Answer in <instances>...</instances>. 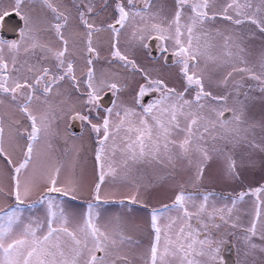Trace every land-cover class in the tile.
Returning a JSON list of instances; mask_svg holds the SVG:
<instances>
[{
  "label": "snow or ice",
  "instance_id": "obj_1",
  "mask_svg": "<svg viewBox=\"0 0 264 264\" xmlns=\"http://www.w3.org/2000/svg\"><path fill=\"white\" fill-rule=\"evenodd\" d=\"M11 2L24 28L0 40V264H219L225 237L264 264V183L205 187L264 156V0ZM152 42L174 73L138 62Z\"/></svg>",
  "mask_w": 264,
  "mask_h": 264
},
{
  "label": "rangeland",
  "instance_id": "obj_2",
  "mask_svg": "<svg viewBox=\"0 0 264 264\" xmlns=\"http://www.w3.org/2000/svg\"><path fill=\"white\" fill-rule=\"evenodd\" d=\"M8 4H12V3L8 2ZM111 12H112V9L109 8L107 11L104 12L103 17H107V16L111 15ZM19 39H20V37L18 39L12 40V41H17ZM12 41H9V42H12ZM257 43H259V42L257 41ZM136 59L138 60V62H140L144 65H150L153 67H161L162 66L161 71L165 75H167L169 73H174V71H175L174 62L167 64L164 62V60L162 58L153 59V57L151 56V54L149 52V49L148 50H138L137 54H136ZM97 67L99 69L101 67H107V65H105V64H103V62H101V64H98ZM112 70L113 71H120L119 68H113ZM125 75H128L130 77V74H128V73H125ZM139 79H140L139 76H137L135 78L130 77L129 82L133 88L135 87L136 81ZM103 95L104 94H102V96ZM122 99H125L126 101L130 102V96L128 94H125L122 97ZM151 100L152 99H150L147 103H149ZM260 107H261L260 102L257 101L256 107L254 109V112L257 115H259ZM68 125H69V121H67V123H62L61 129L62 130H65V129L69 130ZM69 134L72 138H75L78 143H82L85 146V152L82 154V160L87 159L89 162V168H90L92 157H91L90 152H89V144L92 143V141L90 140L89 134L87 133L86 129L82 126L81 131L78 132L77 134L71 133L70 130H69ZM251 159L255 161V166L243 169L241 181L235 182V183H225L219 179H216L212 183L206 182L205 187L210 189V190H214L217 193H224L225 195H227V193L231 190H239L244 184L250 183L249 185H251V184L255 185V184H258L259 182L264 183V175L263 176H253L254 174H261V173L264 174V156H262L259 153H255L251 156ZM217 167H218V165L216 163H213L212 168L210 169V174L214 175ZM244 174H246V176L249 177V179L251 180L250 182H246V181L244 182L242 180V177ZM231 184H234V186H231ZM85 195H86V193H85ZM162 201H167V196L165 194V190L163 188H158V189L153 190V192L151 193V202L154 204H159ZM83 204H84L83 200H77V201H71L70 202V205L72 207L77 208V209L83 207ZM103 207L106 208L109 213L120 210L118 205L110 204V205H106ZM132 207L135 209V215L138 218H143L145 216V214H146L145 209L140 208L138 205H134ZM243 207H245V208L250 207V203L244 204ZM226 240H227V237L224 238V243L226 242ZM224 243L220 247L219 264H224V260L221 256V251H222V247L224 246ZM236 243L238 245V248L235 251V262L232 264H243V259H244L243 253H242V250L240 249V246H239L237 241H236Z\"/></svg>",
  "mask_w": 264,
  "mask_h": 264
},
{
  "label": "water",
  "instance_id": "obj_3",
  "mask_svg": "<svg viewBox=\"0 0 264 264\" xmlns=\"http://www.w3.org/2000/svg\"><path fill=\"white\" fill-rule=\"evenodd\" d=\"M17 17L13 16L12 14H6L3 16L2 19H0V36L4 39V38H12L17 29L18 26L16 25L15 21H16ZM8 25H11V28H7ZM6 34V35H5ZM154 56H156V54H154ZM165 63H171L173 62L172 59H168V61H165ZM153 95H148L145 96L144 98V103L147 104V101L150 97H152ZM113 98L111 96V93H104V95L102 96V104L106 105L107 107H110L113 101ZM69 130L71 131V133L73 134H77L78 132L81 131L82 125L80 124V122H73L71 120H69ZM233 255V250L232 248H228L225 247L224 250L222 251V257L224 260V264H231L233 262L232 260V256Z\"/></svg>",
  "mask_w": 264,
  "mask_h": 264
},
{
  "label": "flooded vegetation",
  "instance_id": "obj_4",
  "mask_svg": "<svg viewBox=\"0 0 264 264\" xmlns=\"http://www.w3.org/2000/svg\"><path fill=\"white\" fill-rule=\"evenodd\" d=\"M8 2H11V0H2V2H0V10H6L7 11V14H12L13 16H16L17 17V19H16V21H15V23H16V25L18 26V29H17V31H16V33H15V35L12 37V38H2L1 36H0V40H3V41H12V40H15V39H18L19 37H20V34H21V31L23 30V28H24V23H23V21L21 20V18L18 16V15H16V13H15V10L12 8V4H8ZM65 2L66 3H70V0H65ZM12 3V2H11ZM7 28H11V25H8L7 26ZM6 35V34H5ZM149 52H150V54H151V56L153 57V59H159V58H162L163 59V55H166V54H162L160 51H159V49L156 47V44H155V42H152V46H151V48L149 49ZM154 54H156V56H154ZM169 59H172L171 57H169ZM164 60V59H163ZM173 60V59H172ZM173 62H174V60H173ZM173 62H171V63H173ZM169 64V63H168ZM154 98V96H152V97H150L149 99H148V101L150 100V99H153ZM113 100H114V98H113ZM147 101V102H148ZM251 175V174H250ZM264 174L263 173H261V174H254L253 176H263ZM242 180L245 182H250L251 180L249 179V177L248 176H246V174H244L243 175V177H242ZM260 183V182H259ZM258 183V184H259ZM249 184L250 183H248V184H244L243 186L244 187H246V186H249ZM257 184H255V185H253V184H251V186H256ZM231 186H234V184H231ZM234 190H231V191H229L227 194H229V193H232ZM225 247H228V248H232V250H233V255L231 256L232 257V260H233V262L232 263H234L235 262V251L237 250V248H238V245H237V243H236V241H235V239H233V238H231V237H227V240H226V242L224 243V246L222 247V251L224 250V248ZM222 251H221V256H222ZM223 258V257H222ZM231 263V264H232Z\"/></svg>",
  "mask_w": 264,
  "mask_h": 264
}]
</instances>
